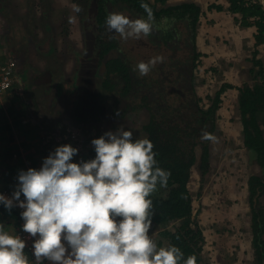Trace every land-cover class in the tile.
Segmentation results:
<instances>
[{
	"label": "trees",
	"instance_id": "obj_1",
	"mask_svg": "<svg viewBox=\"0 0 264 264\" xmlns=\"http://www.w3.org/2000/svg\"><path fill=\"white\" fill-rule=\"evenodd\" d=\"M229 1L233 11L248 12L250 16L258 17L255 22L257 42H262L263 5L248 6L249 0ZM141 2L86 1L85 13L79 20L83 50L73 52L78 67H72L71 72L62 78L70 90L61 96L65 89L55 84L56 92H53L48 109L49 113L57 112L61 108L55 103L63 100L70 111L68 118L76 126L117 123L129 120L128 115L134 117L131 124H136L144 117L140 127L133 132L134 139H150L158 166L170 172L167 186H158L150 196L154 213L152 224L161 228L159 235L166 240L167 246H178L185 259L193 256L196 264H200L205 240L193 214V196L188 185L194 166L202 178L209 170L212 139L204 137L205 134L213 137L216 134L219 97L232 86L223 85L210 99L208 107L201 104L196 94L194 74L200 54L196 52L195 33L201 9L193 3L157 8L149 0H143L149 4L155 18V30L148 37L124 40L106 30L105 19L110 12L122 13L130 19L146 17ZM3 10L0 6V11ZM13 26L15 28L14 23ZM129 44L136 46L135 56L126 52L124 47ZM157 56L163 57V61L152 67L147 75L140 76L136 65ZM252 63L257 68L254 83L251 87L243 85L237 88L238 109L243 144L254 153L257 164L264 170V135L258 121L260 116L264 126V65L254 59ZM86 66L91 69L88 75L94 81L91 90L84 81L87 78ZM48 71L44 70L42 76L37 73L30 75L25 85L27 91L33 83L38 84L39 76L48 79L47 82H54V73ZM60 87L62 91L58 94ZM248 183L254 260L255 264H264V209L259 204V198L264 195V179L251 176ZM4 218L14 222L22 220L14 208L9 213L0 206V221ZM172 223L173 230H167L166 227Z\"/></svg>",
	"mask_w": 264,
	"mask_h": 264
},
{
	"label": "clouds",
	"instance_id": "obj_2",
	"mask_svg": "<svg viewBox=\"0 0 264 264\" xmlns=\"http://www.w3.org/2000/svg\"><path fill=\"white\" fill-rule=\"evenodd\" d=\"M140 6L146 17L110 12L106 30L124 40L151 35L153 11L143 0ZM72 11L82 8L73 4ZM162 61L157 56L136 69L145 76ZM13 84L14 79L7 93ZM204 138L214 139L211 134ZM91 144L94 158L78 162H73L78 148L55 147L38 169L18 171L11 196L0 193L6 211L22 209L21 230L32 240L30 258L27 240L0 223V264H196L178 246H159L149 234L154 215L150 196L158 186L166 187L170 176L158 166L151 140L134 139L133 131L118 127Z\"/></svg>",
	"mask_w": 264,
	"mask_h": 264
},
{
	"label": "rangeland",
	"instance_id": "obj_3",
	"mask_svg": "<svg viewBox=\"0 0 264 264\" xmlns=\"http://www.w3.org/2000/svg\"><path fill=\"white\" fill-rule=\"evenodd\" d=\"M3 1L4 4H1L2 0H0V6L4 8L3 12L0 11V65H4L5 63L13 64L14 84L9 94L12 92L10 96L12 97L13 95L14 99L10 100V105L11 108L13 106L15 113L19 115L10 117L11 123L8 118H4L5 122L0 127L1 134L4 135L3 137L0 136V189L6 188L13 191L17 183L16 176L18 171L34 167L36 163L33 156L28 161L30 157L25 155L29 166L12 167V161L15 160L13 155L18 152L17 150L20 148L26 152L31 148L27 139L30 140V135L32 136L31 132L33 133V131H30L29 135L23 138L25 139L24 142H22L21 138L19 139V147L13 144L15 136H17L16 132H19L18 126H24L28 132L30 128L35 129L36 126L43 127L44 129L51 126L53 128L59 125L62 126L63 124L65 126H76L68 118L70 111L64 105L63 100L60 99L55 103H58L61 108L59 109L60 111L58 110L55 113H49L48 104L52 99L53 92H56L55 84L61 85L62 88L64 87L65 91L61 96L66 95V92L70 90V88L68 89L67 81L62 80V78L71 72L72 67H75V69L78 67L74 62L73 52H81L83 50L82 29L79 20L80 15L85 13L87 0ZM73 4H78L82 8V11L74 13L72 11ZM159 6L165 7L167 5L160 4ZM69 17H72L71 21ZM13 23L15 24V28H13ZM11 48L14 49L12 55L9 53ZM124 48L131 56H135L137 53L136 46L134 47L132 44L125 45ZM127 49L131 51L129 52ZM17 51L23 53L18 54L19 58L25 56L28 62L26 63L27 69H30L28 73L24 74V82H22L21 73H19L20 67H18L17 61L13 58ZM44 70H49L48 73L50 71L54 73V82H47L46 80L48 79L41 77L45 73ZM84 70L87 71V78L84 80L86 87L91 90L94 83L93 79L88 75L91 74V69H87L86 66ZM33 73L41 74V76L37 79L38 84L35 85L33 83L32 87L27 91L25 85ZM49 86L51 87L49 88ZM61 87L57 91L58 94L62 91ZM215 94L211 97L208 95L199 97L201 104H210V99H213ZM9 114L12 115V113ZM128 117L129 120L126 119L117 123L91 126L98 127L103 131H115L118 127H123L131 129L134 132L136 131L135 129L140 127L143 117L136 124H131L134 118L132 115H128ZM20 120H24V123H20ZM12 124L17 129L15 133H11ZM218 141L221 142V139H218ZM218 144L216 143L213 151L210 152L209 163L213 161V158L220 160L222 157L223 150L219 152L217 148ZM37 145L40 146L39 144ZM224 159L222 157V163H224ZM226 172L227 170L223 169V164H220L216 172H211L210 168L205 177L202 178L200 177L201 175L198 176L200 172L197 168V175L191 183L193 214L205 240L200 264H216L211 258L212 255L218 256L219 254L221 255V257H217L219 264L222 260L225 262L226 259V264H241L236 263L239 259L242 260V264H246V261L243 260L244 256H238L241 253L239 244L243 241L241 239L244 238V235H241L239 232L237 233L235 227L229 222V219H225V215H229L228 212H225L229 203L225 201L226 198L223 195L224 186L226 185L225 181L221 178L229 176ZM217 183H220L219 187H216L215 184ZM0 223L13 230L10 224L4 221H0ZM173 227L174 224L172 223L166 229L173 230ZM160 230L161 228L152 224L149 234L152 235V238L156 240L159 246L167 247L166 240L159 235Z\"/></svg>",
	"mask_w": 264,
	"mask_h": 264
},
{
	"label": "crops",
	"instance_id": "obj_4",
	"mask_svg": "<svg viewBox=\"0 0 264 264\" xmlns=\"http://www.w3.org/2000/svg\"><path fill=\"white\" fill-rule=\"evenodd\" d=\"M149 1L157 5V8H162L159 6L160 4L172 6L189 2L201 9L195 36L196 52L200 54L199 63L196 68L197 71L195 70L196 94L198 97H205L206 95L211 97L223 85L232 86V88L226 89L220 97L221 104L216 113V134L210 143V152L213 151L214 145L219 143L217 148L219 152L223 150L222 157L225 158L224 163H222V157L220 160L213 158V161L209 164V169L211 168V172L214 173L220 167V164H223V169L227 170L226 173L229 176L221 178L225 181L226 185L224 186L223 195L227 198L229 204L231 203L225 209V212L229 214L225 215V219H229V222L235 227L237 233L239 232L241 235H244V238L241 239L243 241L239 244L241 253L238 256H244L243 260L246 261V264H255L252 246L248 180L251 176L263 177L264 170L257 164L254 153L243 144L237 88L245 84L249 86L253 85L254 76H251L253 58L264 65V40L260 43L257 42L258 28L255 23L256 20L251 18L248 12L233 11L229 0ZM13 51L14 49L11 48L9 53L12 55ZM18 54L23 53L17 51L13 58L17 61L18 67H20L19 73H21L22 82H24V74L28 71L26 63L28 62L25 56L19 58ZM11 94L8 92L0 99V127L5 122L4 118H8L9 120L10 117L19 115L15 113L13 106L11 108L10 100L14 99L13 95L12 97L10 96ZM13 101L15 102V100ZM205 105L206 107L209 106V104ZM9 113H12V115ZM258 121L264 135V126L261 123L260 116H258ZM9 122L11 123L10 120ZM20 123H24V120H20ZM42 128L36 126L35 129L30 128L28 132L27 128L21 125L18 126L19 132H16L17 129L12 124L11 133L16 132L17 135L13 144L18 147L20 146L19 139L21 138L22 142H24L25 139L23 138L29 135L30 131H33V133L31 132L32 136L30 135V140L27 139L31 148L26 152L20 148L17 150L18 152L13 155L15 159L12 161L13 168L22 165L29 166L25 155L30 157L28 161H30L31 156L35 160L40 159L44 149V145L39 143ZM0 136H4L1 134V129ZM218 139H221V142ZM196 175L197 167L194 166L188 185L191 193V183ZM215 185L219 187L220 183ZM259 204L264 209V195L259 198ZM217 257H221V255H212L211 259L216 264H219ZM226 260L225 262L222 260L220 264H226ZM236 263L242 264V260L239 259Z\"/></svg>",
	"mask_w": 264,
	"mask_h": 264
},
{
	"label": "built area",
	"instance_id": "obj_5",
	"mask_svg": "<svg viewBox=\"0 0 264 264\" xmlns=\"http://www.w3.org/2000/svg\"><path fill=\"white\" fill-rule=\"evenodd\" d=\"M260 2V1H259ZM260 4L263 5L262 2ZM264 6V5H263ZM13 64L12 63H5L4 65L0 66V99L4 96L7 91L10 89L12 81H13ZM106 132L105 130H101L98 127H83V126H56V127H49V128H42L39 136V142L44 145L43 154L41 155L40 159L36 160L34 168H39L42 164V160L44 157L48 156L50 152L54 151L55 147L63 144H71L73 147L79 149L78 155L73 157V162H78L79 160L83 159L85 161L94 158L95 151L94 147L91 144V140L93 138H98L103 133ZM12 190L8 189H0V193H3L6 196H11ZM18 213L22 211L20 208H16ZM5 223L9 224L12 223L11 226L13 230L17 232V234L21 235L22 238L27 240V245L25 251L28 253L29 257L31 256V245L32 240L28 238L27 234L21 230V225L23 223L22 220L17 222L12 221H4ZM45 264H48L45 261Z\"/></svg>",
	"mask_w": 264,
	"mask_h": 264
},
{
	"label": "flooded vegetation",
	"instance_id": "obj_6",
	"mask_svg": "<svg viewBox=\"0 0 264 264\" xmlns=\"http://www.w3.org/2000/svg\"><path fill=\"white\" fill-rule=\"evenodd\" d=\"M260 0H249V2L248 3H246V5H248V4H251V5H259L260 4V2H262V1H260ZM261 5V4H260ZM242 6H245V5H242ZM249 6V5H248ZM264 7V6H263ZM250 16V15H249ZM251 18H253V19H255L256 21H257V19H258V17L257 16H250ZM197 29V28H196ZM196 34V33H195ZM196 36V35H195ZM263 39H262V41L264 40V34H263V37H262ZM255 60V59H254ZM252 62H253V60H252ZM253 64V63H252ZM28 70H30V69H28ZM256 70H257V68L256 67H254V65H253V69H252V74H251V76L253 77V76H255V73H256ZM27 73H28V71H27ZM254 83V82H253ZM246 85V84H245ZM249 86V85H248ZM242 87V86H241ZM251 87V86H250ZM217 113V112H216ZM143 119H144V117H143ZM126 130H129V129H127V128H125ZM210 164V163H209ZM209 167H210V165H209ZM209 171V170H208ZM261 178H263L264 179V176L263 177H261ZM225 201H227L228 203H229V201L227 200V198H226V200ZM231 204V203H230ZM229 204V205H230ZM263 237H264V235H263ZM263 240H264V238H263ZM204 244H205V241H204ZM252 246H253V243H252ZM253 251H254V247H253ZM254 254H255V252H254Z\"/></svg>",
	"mask_w": 264,
	"mask_h": 264
},
{
	"label": "water",
	"instance_id": "obj_7",
	"mask_svg": "<svg viewBox=\"0 0 264 264\" xmlns=\"http://www.w3.org/2000/svg\"><path fill=\"white\" fill-rule=\"evenodd\" d=\"M260 1H262L263 5H264V0H260Z\"/></svg>",
	"mask_w": 264,
	"mask_h": 264
}]
</instances>
